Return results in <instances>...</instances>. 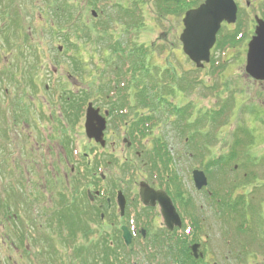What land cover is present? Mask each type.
<instances>
[{"label": "rangeland", "instance_id": "obj_1", "mask_svg": "<svg viewBox=\"0 0 264 264\" xmlns=\"http://www.w3.org/2000/svg\"><path fill=\"white\" fill-rule=\"evenodd\" d=\"M67 1L69 2L70 0ZM75 1L76 0H71V2ZM233 1L241 7H244V3L246 2V0ZM144 2L146 7H144L143 10L147 16V31L144 30L140 35L134 36V38L147 43L149 48L152 47V57L155 64L162 67L167 65H176V67H178L182 65L184 67L183 70L192 69L193 64L183 54L181 44L179 42V34L183 29L181 23L182 18L178 15H168L164 19L158 20L157 16L154 14L155 0H144ZM45 5L44 0H0V6L9 9L8 16L4 15V18L14 20L12 18L15 16V20H18L17 24H19L20 30H22L23 34L28 36L27 41L32 43L30 44V47H33L32 49L34 50L37 48V53H35V55H37L36 57L42 56L43 58H36L37 62L39 60L40 61L38 62V66L35 70V59L32 60V56L29 55L31 48L28 47V45L26 46V50L22 52L23 55H20V52L13 45L14 41H16L15 37L12 36V40L8 43V45H6V41H4V39L2 41L0 36V66L2 62L4 64L8 62V68H6V70L14 72L13 80L16 81L17 84L21 82V85L24 86L25 92L23 93L24 101H19L18 104H16V100L19 97L16 87L13 84L0 83V156H2L5 152L14 154L15 157L10 156L8 161L5 162L6 164L10 163L12 166V173L15 172L14 174L17 178L21 177V182L25 183L26 187L29 189V191L26 189L28 193L30 192L35 195L36 193L45 194L43 196V201H34L33 203H30L23 196V191H20L22 195H17V192H15L14 197L12 194L6 192L7 190L9 191L10 186V180L7 178V174L9 173L2 168L4 166L0 161V198L7 204L6 212H8V218H10L8 220L7 217H5V219L0 216L2 222L5 223V225L0 224V264H7L5 260L8 257L12 259V264H61V260L65 261V258L68 257L67 251L59 244L60 242L58 241L56 228L54 226L48 227L46 224L47 219H44L46 214L55 210V203L58 196H56L55 193L52 194V199L50 201V190L45 192L43 190V186H41L42 184H37L34 179V172L31 168L34 167L35 164L40 166V161L34 151L33 135L29 134L31 130L29 128L25 129L24 126H22V128L18 127V131L17 129L12 130L10 135L11 143L9 145L6 144L7 135L4 134L3 137L2 132V126L4 128L3 121L6 120V124L11 121V125L13 124V126H15L18 125V119L16 121L17 123L14 124L15 122L12 117L13 114L4 112V109L2 110L7 99H3L1 90H9L8 99L13 102L12 104L14 106L18 105L19 108L26 109L31 103L45 102L42 97L48 98L55 95L53 91L46 90L47 86H52L54 88L62 87L59 83L53 84L51 81L48 82L52 78L46 73V70L50 72L51 66H56L58 72L62 74L61 78L63 79H66L67 74L72 75L73 79L75 78L76 80H71V86H87L92 85V74L93 72L96 73L94 69V62L98 66L100 65V63L96 62V54H98V50H100L98 47L92 48L89 46L86 50H82L80 47L79 50L76 51L74 48H70L65 45V49H68L69 52H77L79 57L81 55L80 58L84 61V70L74 71L72 65L73 63L68 58L69 54L63 53V49L61 50L60 55L56 54L54 48L58 45L64 46V44L61 43V39L57 36L58 32L53 31V34L48 28L51 24L52 28L56 27V23L54 24V20H52L51 23V14ZM85 5L86 3L84 0H80L79 6L82 7ZM102 6V4L98 6L100 9H98L99 11H101ZM104 7L105 6H103V8ZM105 8L108 9L106 15L102 13L96 21L91 20L92 18L89 15V10L84 12L81 18L89 24L98 23L103 19L106 21L114 19L116 17V13L109 9L110 7L108 6ZM109 22L111 23L112 21ZM121 22L116 21L114 24L121 26ZM6 28L9 30L8 35H12L14 27L8 25ZM51 35H53L54 40L51 38ZM72 40H74V38H72ZM74 43H76L75 40ZM246 50L245 46L239 49L235 48L234 50H230L226 53L227 55L225 59L229 58V62L222 79L219 80V83L227 84L228 88L233 91V95L223 91L220 95L221 98H219L217 93L215 94L199 88L198 90L194 89L187 91L186 94H183L185 97L177 96L175 100L176 103L178 102V105H183L187 100L196 101L197 115L199 116V113H201L206 107H215L219 104H223L224 102L228 103V100L225 101L228 97H235L234 106L232 107L230 114L227 116V123L220 124L215 131L212 132L209 143H204L200 138L198 140L191 139L190 144H192L193 147H197V149H199V151L201 150V152H207L210 156H213L218 152L227 156L231 154L232 151L235 152L232 148V146H234V144L232 145L233 139L242 141L241 148L246 152V154L239 161L237 160L233 164V169L235 170L234 173L231 172V170L229 171V167H226V173L222 174H227L228 177L234 181L236 179L243 180L240 183L243 191L238 190L235 195L242 194L244 192L248 199L253 201L256 217L261 219V222L264 224V82H256L246 76L244 71ZM211 53L215 58H220L222 55V51L215 48H212ZM44 56H49V58H45ZM44 65H50V67L48 66L46 68ZM15 69H17L18 72H15ZM25 71L27 73L37 71L34 75V78H36L39 86V92L37 95L35 92L29 91L27 85H24V82L28 79V76L27 79L26 76L22 77V72ZM201 75V79L205 77L207 78L205 74L202 73ZM208 79L206 81L208 82V85H212L214 81H216L213 78L211 79L212 81H209ZM54 91L56 92L55 89ZM91 98L92 97H90V99ZM184 98L185 100H183ZM230 104L233 105L231 102ZM228 110L229 109L226 108L223 113L226 115ZM207 125V130L210 131L213 124ZM202 129L205 128L203 127ZM7 130L9 131L10 128L6 127V131ZM154 131L156 136H160L166 142L171 155H173L176 160V168L183 177L184 186L192 191L190 172L193 168H200V162L196 161V158L185 154L188 153L190 149L192 153V147L190 148V145L185 147L183 141L173 131L172 126H169L165 122H163V124H159ZM201 133L204 134L203 132ZM229 143L232 146H229ZM216 174L217 172H213L208 179V183L210 182L211 187L218 184L217 180L222 181L225 177L220 173H218V176H216ZM234 175H238L240 178L234 179ZM20 184L21 183H15V186L18 185L20 187ZM38 186H40L39 190ZM18 189L20 190L21 188ZM17 196L20 199L24 197L22 201H20L22 204L18 202ZM0 211V214H3L4 210L0 209ZM204 214L205 236L203 237H206L205 248L207 250L208 264H212L213 262H216L217 264H235L230 258L229 261L225 262V256L227 255L228 257V254L227 249H225V246L222 243L221 236L223 232V225L220 223L218 218L211 214L207 209L204 211ZM13 216H15V218ZM256 217L255 221L248 220L247 225L251 228V230L242 235L244 239L243 241L247 244L251 243L256 245L259 241L261 242L263 238V236L260 235V226L256 225ZM32 221L33 224H30ZM24 223L28 225L27 231L25 232V245L28 246L29 252L27 255H21V253L19 256V253L15 254L17 251L15 247L9 248V246L11 243L10 240L14 241L18 245L16 238H20L19 234L24 229ZM251 234L256 235L255 241L251 240V237L249 236ZM20 251L22 252V249ZM52 251L56 253L55 257L57 259L53 256ZM200 251H203L202 248ZM253 254L254 255L250 264H264V250L261 253L256 250ZM138 262L143 264L140 260H138Z\"/></svg>", "mask_w": 264, "mask_h": 264}, {"label": "flooded vegetation", "instance_id": "obj_2", "mask_svg": "<svg viewBox=\"0 0 264 264\" xmlns=\"http://www.w3.org/2000/svg\"><path fill=\"white\" fill-rule=\"evenodd\" d=\"M244 6L245 13L254 16L255 12L263 9L264 0H246ZM252 27L254 28V23ZM36 58L43 59L42 56L32 57V60L35 59V70L40 61L37 62ZM96 59L100 65L96 64L97 71L93 73L95 87L90 103L95 119L104 124L99 141H96L95 137H90L86 131L90 103L63 102L65 99L61 95L71 88L77 93L83 92L84 88L78 85L71 86L72 75L67 74L66 79H63L62 74L56 69L52 72L46 70V73L49 76L53 75V79L48 82L62 85L57 87L61 92L57 98L59 102L52 103L49 97H42L45 102L31 103L25 109L19 108L18 105L12 106L11 101L7 99L2 110L13 114L14 124L18 119V125L13 126L11 121L7 124L6 120L3 121V137L4 134L10 137L12 130L18 131V127L29 128L31 130L29 134L33 135L34 151L40 161V166L35 164L31 170L37 184L41 183L45 192L50 190V201L51 195L55 193L58 196L55 205L62 204L65 210L77 212L78 215L81 212V216L77 218L89 223L96 238L101 235L111 236L112 240L109 243H114L117 237L123 244L121 229L125 227L131 233L134 243L146 237L148 229L161 223L158 198L152 200L155 195L152 192L149 194L146 187L153 192L164 191L171 197L163 188L164 185H161L165 181L168 182V175L162 176V173L159 175L152 167L153 152L150 149L152 143L146 135L149 105L144 87L137 88L131 85L130 76L133 73L131 70H124L121 73L124 79L120 77L116 80L115 71H108V66L101 62L103 57L97 56ZM7 63H3L2 66L5 69L3 84H13L18 94L25 93L21 82L17 84L13 80L14 72L6 70ZM35 72L37 71L22 72V77L26 76L27 79L28 76L24 85L37 95L39 86L34 78ZM136 74L143 75L146 72L137 70ZM48 87L46 90L50 89ZM77 98L80 101L84 96L80 94ZM92 124L96 125V122L93 121ZM6 127L10 130L6 131ZM13 180L15 183H21L20 188L29 191L25 183L21 182V177L17 178L14 174ZM39 188L40 186L38 190ZM144 188L148 193L149 202L153 205L142 203ZM119 193L125 199L121 216L117 204ZM29 194L35 201H43L45 195L30 192ZM84 210L89 215L84 216L82 214ZM91 217L94 225L90 222Z\"/></svg>", "mask_w": 264, "mask_h": 264}, {"label": "trees", "instance_id": "obj_3", "mask_svg": "<svg viewBox=\"0 0 264 264\" xmlns=\"http://www.w3.org/2000/svg\"><path fill=\"white\" fill-rule=\"evenodd\" d=\"M97 1L99 0H89V4H95ZM103 1L108 4L111 0ZM199 1L200 0H155L154 14L157 16L158 20H162L161 17H165L168 14L173 15L177 12H183L187 8L197 5ZM44 2L46 4V7L49 8L50 12H48L51 14V23L52 20H54V24L56 23V27L54 28H52V24L48 26L49 30L51 31V33H53V31H57V35L63 38V42H66L67 45L69 43L68 47L74 48L76 51H78L80 47H87V43L91 42L88 46L94 48L95 42H93V40L100 38L99 34L105 35L108 40H111L113 38L108 23L104 24L100 29H98V26L88 27L84 25L79 18V13L75 11L76 4L72 3L71 0L69 2L67 0H44ZM123 2L125 1L122 0L116 5L112 4V6L117 7L119 12H123L124 15L128 18H132L130 20V25H132V28H139L140 24L137 23L140 20H138V22L136 23V21H134V17L140 16L142 14L139 10L146 7L144 0H126V3L124 4ZM125 8L129 9L125 10ZM0 17L2 18V14H0ZM12 19L14 20L10 19L9 23L12 27L15 28L13 30V37L19 39L23 44H28V46L30 47V44L32 43H29V41H27L28 36L26 34H23L22 30H20V26L19 24H17L18 20H15V16ZM8 33L9 30L8 28H6V31L4 32V37H6V39H8ZM248 34V25L246 21H244L239 16V20L232 30L223 31L222 35L217 40L215 49L222 51V54H225L230 50H234L235 48L239 49V47L241 48L245 44L248 38ZM71 36L78 40H81V42L79 44H71ZM23 44H19L17 48H19L20 50L23 49ZM30 48L31 55H35V53H37V48H35V50L32 49L33 47ZM128 48V46H123L117 43L111 44L110 42L105 46V49L108 50V56L119 54L121 57H124V60H129L130 67H127L124 70H131L133 72L131 74L132 77L130 76V83L132 86L138 85L139 88L144 87V90L148 95V101L154 104L151 106L152 108H154L151 109V113H153L155 109H158L156 107L159 106V104H164L165 107L162 110L161 114L164 116H166L167 114H172L171 116L176 115V125H180L182 123V121H180L181 118L186 117L183 115H187L190 119H192L191 121H187L184 127L181 126V131L188 132L191 128H195L202 123H206L204 125L210 123L215 126L216 124H218V120L221 115L224 114V110L228 108V112H230L232 107L234 106L235 97L230 96L233 91L228 88L227 84L219 83V80L222 79V76L228 65V61H224L222 57L215 58L214 56H212L210 64L205 68L207 78L205 77L206 80L204 81L205 78L201 79V70L189 69L186 71L181 70L180 68L178 69L176 65H167L165 67H162L155 64L152 57V47L147 50V53L142 50V47L138 48V52L136 51V49L132 51H126V49ZM73 54L74 57H71V62L73 63L72 65L74 71L81 70L83 67V63L81 59H78L80 58L78 56L79 54L77 52ZM20 55H23L21 51ZM130 56H132V58H129ZM110 61L111 59L108 58L107 62L109 63ZM123 67L119 68V70L123 69ZM137 70L146 72V74H136ZM212 78L216 81H214L212 85H208V82H206L207 79L210 81ZM1 82L2 79L0 78V83ZM199 88H202L209 92H213L215 94L217 93V96L219 98H221L220 95L223 93V91L227 92L228 94H230V97L225 100H228V103L221 102L223 104L217 105L216 108L213 107L211 109H204L201 113H199V116L197 115L196 111V117L193 116L194 108H196V105L193 103L194 101L187 100L183 105H178V102L176 103L175 98L177 96L183 97V94H186L187 91L194 89L198 90ZM19 99L20 98L16 100V104H18L19 101L23 102L24 96L21 95V99ZM77 99V97H73L69 100L65 99L64 101L69 103L75 101H86L85 99H81L80 101ZM183 100H185V98ZM230 102L233 105H231ZM12 103L13 102H11V105L14 106ZM16 106L17 105H15V107ZM149 120L150 118L148 117V121ZM154 140V144L156 145L154 148L156 158L158 160H162V153L167 152L165 144L161 142L162 140L160 137H156ZM7 143L8 142H6V144ZM241 143L242 141L233 139L232 145L234 144V146H232L230 143L229 144L230 146H232L235 152L232 151L231 154L227 156L223 155L220 157H214L212 161L209 162L205 167L206 174L217 172L216 176H218V173L225 172L226 167L231 162L233 163L238 159V151L242 149ZM167 156L169 155L167 154ZM230 168L233 169V167ZM232 172L234 173L235 170L233 169ZM235 178H240V176L234 175V179ZM176 179L177 178L172 181L173 185H175V187L172 189L175 192L176 190H178L177 195L180 197V202L182 203L181 194L184 193L183 186L181 180L179 182V180ZM242 181V179H236L235 181L231 180L226 175L222 181L217 180L218 184L214 185L212 189L213 212L219 219L220 223L223 226H227L228 230H224L223 238L226 241L225 244L227 249L229 250L230 258L234 260L235 264H250L254 254L247 247L248 244L243 241L244 239L242 238L240 240L238 238H240L242 234H245V232L251 230L248 225L245 226V222L249 220L246 218V214L247 212L250 214L255 213V208L253 206V201L249 200L245 193L235 195L238 190H243L240 186V183ZM169 190H171V188ZM189 202L190 199L188 198L185 202V205H187V209H184L183 212L184 217L187 219L188 224L192 228L190 234H184L182 232L180 234H164L151 237L149 242V245L151 246L146 247L144 249V252L141 254V257H143L144 260L146 259V261H148L150 264H199V261L195 260L190 254L189 245L193 242L200 241V234L202 233V223L198 213L199 209H195L196 213L192 212L191 210L190 212L189 208L192 205L189 206ZM6 207L7 205L0 200V209L4 210L2 214L3 217L4 215H8V212H6ZM253 215L254 217H256V214ZM256 221V225H259L261 228L260 235L263 236L261 242L259 241L258 245L261 249H264V224L258 217H256ZM249 236L251 237L252 241H255L256 235L251 234ZM52 253L53 256L56 255L54 251H52ZM91 254V259H89L88 255H83L82 252L76 253L75 256L81 258L82 261H80V264H99L98 257L93 253ZM109 258L110 255L108 253H105L103 257L101 256L100 258V260L102 261L100 264H121L119 262V255L115 257V263L109 260ZM5 262H7V264H11L12 261H8V259H6Z\"/></svg>", "mask_w": 264, "mask_h": 264}, {"label": "water", "instance_id": "obj_4", "mask_svg": "<svg viewBox=\"0 0 264 264\" xmlns=\"http://www.w3.org/2000/svg\"><path fill=\"white\" fill-rule=\"evenodd\" d=\"M236 21V6L233 0H204L196 9L185 13L182 20L183 30L179 40L182 44L183 53L198 67H203V62L208 63L210 59V50L215 44L216 34L219 31L222 22L233 24ZM257 26L254 36L248 43L245 56V73L257 81H264V21L256 19ZM94 112L88 109L86 131L90 137H95L96 141L101 139L104 124L95 119ZM96 122L92 124V122ZM193 180L197 189L206 186V178L201 171L193 172ZM150 194V193H149ZM154 196L152 200L155 198ZM161 205V212L164 218V224L170 230L174 226L180 227L181 222L178 215L169 201L157 197ZM142 201L149 204L148 193L144 188L142 190ZM123 198L119 200L120 207L123 208ZM126 243L129 238L125 237ZM198 245L192 246L191 250L194 257L197 255Z\"/></svg>", "mask_w": 264, "mask_h": 264}]
</instances>
